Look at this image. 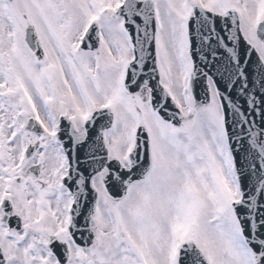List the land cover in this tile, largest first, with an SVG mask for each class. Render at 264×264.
I'll return each mask as SVG.
<instances>
[{
	"label": "snow or ice",
	"instance_id": "obj_1",
	"mask_svg": "<svg viewBox=\"0 0 264 264\" xmlns=\"http://www.w3.org/2000/svg\"><path fill=\"white\" fill-rule=\"evenodd\" d=\"M0 264H264V0H0Z\"/></svg>",
	"mask_w": 264,
	"mask_h": 264
}]
</instances>
